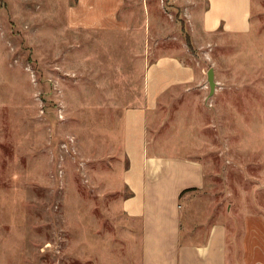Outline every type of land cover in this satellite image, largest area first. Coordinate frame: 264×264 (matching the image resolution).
Returning <instances> with one entry per match:
<instances>
[{
    "label": "rangeland",
    "instance_id": "obj_1",
    "mask_svg": "<svg viewBox=\"0 0 264 264\" xmlns=\"http://www.w3.org/2000/svg\"><path fill=\"white\" fill-rule=\"evenodd\" d=\"M75 1L0 0V260L136 258L120 207L122 113L141 101L146 68L162 54L196 70V83L163 95L147 122L161 150L203 164L204 186L181 204L190 221L238 227L244 214L264 215V0H252L248 33L202 47L183 0H155L148 33L133 17L117 34L66 31Z\"/></svg>",
    "mask_w": 264,
    "mask_h": 264
},
{
    "label": "crops",
    "instance_id": "obj_2",
    "mask_svg": "<svg viewBox=\"0 0 264 264\" xmlns=\"http://www.w3.org/2000/svg\"><path fill=\"white\" fill-rule=\"evenodd\" d=\"M183 1L187 33L197 46L251 29L252 0ZM155 7L160 10L155 0H76L66 10L64 27L66 31L127 33L133 17L146 27ZM196 81V70L175 54H162L148 64L141 101L122 113L126 166L120 185L127 193L120 207L131 222L138 254L130 261L96 264H264V215L244 214L238 227L222 220L194 225L181 204L204 186L203 164L190 155L163 151L162 139L148 137V116L160 98L174 88H190ZM209 90L213 92L210 85ZM0 264L9 263L0 260Z\"/></svg>",
    "mask_w": 264,
    "mask_h": 264
},
{
    "label": "water",
    "instance_id": "obj_3",
    "mask_svg": "<svg viewBox=\"0 0 264 264\" xmlns=\"http://www.w3.org/2000/svg\"><path fill=\"white\" fill-rule=\"evenodd\" d=\"M208 82H209L211 91H213L215 83H214V80H213V70H212V68H210L209 71H208Z\"/></svg>",
    "mask_w": 264,
    "mask_h": 264
},
{
    "label": "trees",
    "instance_id": "obj_4",
    "mask_svg": "<svg viewBox=\"0 0 264 264\" xmlns=\"http://www.w3.org/2000/svg\"><path fill=\"white\" fill-rule=\"evenodd\" d=\"M187 41H188V37H187ZM185 191V190H184ZM183 193V192H182Z\"/></svg>",
    "mask_w": 264,
    "mask_h": 264
}]
</instances>
